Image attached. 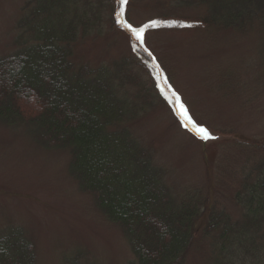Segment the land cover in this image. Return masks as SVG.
I'll list each match as a JSON object with an SVG mask.
<instances>
[{
	"label": "rangeland",
	"instance_id": "obj_1",
	"mask_svg": "<svg viewBox=\"0 0 264 264\" xmlns=\"http://www.w3.org/2000/svg\"><path fill=\"white\" fill-rule=\"evenodd\" d=\"M27 1L0 0V56L18 49V22ZM121 6L114 0L113 19L112 8H104L102 24L79 38L75 65L132 61L135 67L134 59L148 55L168 99L137 119L139 139L166 170L175 195L200 190L237 226L243 222L244 181L249 178L250 186L264 171L257 167L264 159V28L162 24L146 30L141 46L117 22ZM123 8L119 19L134 27L154 19L192 25L208 14L199 0H127ZM172 91L216 139L201 140L181 127ZM70 159L68 148L40 144L30 126L0 121V236L10 226L20 227L34 244L39 264H63L74 254L80 255V264H131L135 255L123 230L80 187L70 173ZM217 235L196 228L186 264H212ZM253 254L246 253L245 261L259 258Z\"/></svg>",
	"mask_w": 264,
	"mask_h": 264
},
{
	"label": "trees",
	"instance_id": "obj_2",
	"mask_svg": "<svg viewBox=\"0 0 264 264\" xmlns=\"http://www.w3.org/2000/svg\"><path fill=\"white\" fill-rule=\"evenodd\" d=\"M199 1L208 14L192 26L264 28V0ZM106 7L113 19L114 0L27 1L18 22V49L0 56V121L30 126L43 146L70 150V173L119 224L135 255L131 264H186L196 228L209 236L218 232L212 264H264V171L250 186L249 178L244 181L243 222L237 226L200 190L175 195L166 170L135 128L141 114L167 104L150 57L141 54L135 67L132 61L75 65L76 42L102 24ZM263 161L257 167L264 169ZM6 231L0 236V264H39L24 231L11 226ZM246 253L259 258L245 261ZM79 259L74 254L63 264H80Z\"/></svg>",
	"mask_w": 264,
	"mask_h": 264
},
{
	"label": "snow or ice",
	"instance_id": "obj_3",
	"mask_svg": "<svg viewBox=\"0 0 264 264\" xmlns=\"http://www.w3.org/2000/svg\"><path fill=\"white\" fill-rule=\"evenodd\" d=\"M121 8L116 13L118 19L117 22L120 23L123 27L127 28L128 31L131 33V36L140 43L141 46H143L144 42V34L146 30L150 28H156L161 26L162 24L167 27H192L191 24H185L178 22L176 20L172 21H161V20H151L148 23L144 24L140 27H134L131 24L126 23L125 21L119 19V17L123 16L124 8L123 5L127 4V0H120ZM147 50V49H145ZM151 55V53H149ZM163 93V89L161 90ZM165 99H168L167 96H165ZM172 103L175 105V111L179 113V123L181 127L185 129H191L192 132L201 140L207 141L210 139H216L215 136L212 135V133L209 131V129L195 121L192 117V115L189 112V109L182 101L181 97L175 92L172 91Z\"/></svg>",
	"mask_w": 264,
	"mask_h": 264
}]
</instances>
